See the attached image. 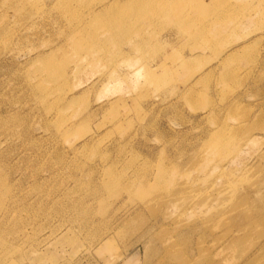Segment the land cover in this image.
Instances as JSON below:
<instances>
[{
    "label": "rangeland",
    "instance_id": "obj_1",
    "mask_svg": "<svg viewBox=\"0 0 264 264\" xmlns=\"http://www.w3.org/2000/svg\"><path fill=\"white\" fill-rule=\"evenodd\" d=\"M0 264H264V0H0Z\"/></svg>",
    "mask_w": 264,
    "mask_h": 264
}]
</instances>
